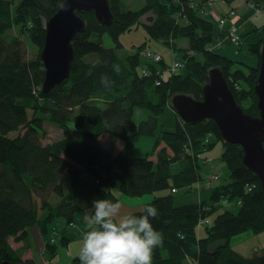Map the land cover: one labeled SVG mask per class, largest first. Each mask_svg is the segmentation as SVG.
Instances as JSON below:
<instances>
[{"label":"trees","instance_id":"trees-1","mask_svg":"<svg viewBox=\"0 0 264 264\" xmlns=\"http://www.w3.org/2000/svg\"><path fill=\"white\" fill-rule=\"evenodd\" d=\"M208 1L231 4L235 0H202ZM13 2L0 0V261L40 264L34 258L22 259L29 249L31 229L52 256L59 245L67 247L82 238L88 228L83 234L70 229L76 214H90L94 200L119 202L120 196L141 198L167 190V195L153 196L145 204L157 207L152 225L163 237L153 264H188L187 259L193 264L195 260L197 264H264V246L253 250L249 258L230 246L231 238L238 234L264 233L261 186L243 165L242 149L225 143L212 120L190 126L176 114L173 129H158V116L173 95L202 100L212 68L221 71L242 111L258 117L254 86L264 25L240 34L242 45L236 52L246 46L257 58L256 66L245 70L242 63L218 54L227 43L221 42L225 35L216 38L213 23L199 14L200 5L193 6L192 0H145L140 9L126 11L122 9L124 0H108L113 15L109 27L99 25L92 11L78 13L85 30L72 39L74 59L69 77L43 93L40 51L45 23L58 10L60 0H20L15 7ZM246 4L264 12V0H246ZM143 16L146 23L140 21ZM18 25L23 29L20 33L39 48L32 59L25 43L7 39L6 31ZM139 25L149 39L178 53V60L174 57L171 66L160 55L158 63L148 61L144 54L151 51L145 44L124 53L120 35ZM104 35L112 40L113 48L103 47ZM181 41L186 42L185 48L177 47ZM217 41L221 46L215 49ZM175 62L180 68L171 71ZM114 64L121 68L119 75L112 69ZM104 75L113 81L110 89L101 85ZM136 107L147 109L152 116L135 124ZM38 113L47 115L62 130L61 139L42 145L43 121ZM72 119L73 128L68 126ZM86 125L93 131H85ZM15 132L22 134L11 137ZM103 135L122 143L117 154L101 147L98 141ZM142 137L153 138L150 152L131 158L128 152ZM161 143L164 147L158 149ZM218 143L222 149L219 161L227 166L230 182L218 181L199 190L197 185L209 172L202 174L201 163L205 164ZM246 186L253 189L248 192ZM223 202L234 203L237 211L225 208L212 223L203 225L205 236H198V221L208 220ZM143 206L130 215L143 214ZM58 221H63V228L57 226ZM10 239L23 243V249L13 250ZM73 264H80L78 254Z\"/></svg>","mask_w":264,"mask_h":264},{"label":"rangeland","instance_id":"rangeland-1","mask_svg":"<svg viewBox=\"0 0 264 264\" xmlns=\"http://www.w3.org/2000/svg\"><path fill=\"white\" fill-rule=\"evenodd\" d=\"M11 1V0H9ZM20 0H14L13 7H15ZM145 0H124L123 4V11L126 10H138L141 7L144 6ZM201 3V4H199ZM200 5L199 8V14L203 16L204 18L208 19L213 23L214 28L215 25L219 29L221 28L217 25L216 20L218 19V16L214 14L212 11L215 10V7L213 4H211L209 1L207 3L202 2V0H192V5ZM231 7L235 9V12L238 16V20L236 22V26L238 27V31L241 34H244L246 31L253 29L255 27H261L264 25V12L260 11V9H254L252 7H248L246 5V0H235L231 3ZM245 5L247 7H245ZM241 6L242 8L238 7ZM212 8V9H211ZM15 9V8H14ZM13 9V10H14ZM215 12V11H214ZM146 16H143L140 21L142 23H146ZM42 24L44 25V21H42ZM247 24V25H246ZM246 25V26H245ZM23 30L19 25L16 27H13L9 31H6L7 39H17L18 41H21L25 43L27 47L28 52V58L32 59L34 58L39 51V48L36 47L30 40L27 39V37L20 33V30ZM215 35L217 38L221 37L219 34H217V29L215 28ZM95 40V38L93 39ZM119 41L121 45L123 46L124 53H132L134 52L139 46L145 44L144 48L148 51H151L155 54L160 55L166 65L171 66L173 59L175 57L176 60H178V56L174 51L171 49L170 46L163 44L161 42L151 40L148 38L146 32L143 30V27L141 25L134 27L129 32H124L120 35ZM102 45L104 48H113L114 44L112 40L109 38L108 35H104L102 37ZM177 47H186V42L181 41L177 43ZM43 48V47H42ZM236 49L238 47H234L233 45L226 43L219 51L218 54L221 56H226V58L230 60H234L237 62H240L244 65L245 70L248 67H254L257 63V58L251 54L247 47H243L242 49H239V52H236ZM42 50V49H41ZM230 52V54H229ZM33 90L37 93V86L33 88ZM175 96V95H173ZM172 96V97H173ZM171 97V98H172ZM171 98L166 104V108L163 111L162 114L158 116V122L159 127L158 129L162 130H169L173 129L174 122L176 121V113L173 110L171 106ZM29 114H34L31 110H29ZM37 116H39L42 119V138L41 143L42 145H49L59 139L62 138V130L54 123H52L48 116L45 114L38 113ZM77 116V114L74 116V118ZM152 116V113L144 108H138L136 107L134 109L133 114V122L135 124H139L141 121L148 120L149 117ZM74 119H72L70 122H68V126L73 128L74 126ZM85 131L92 132L93 128L90 126H85ZM17 134H22V132H15L11 134V137L16 136ZM102 148L110 151L111 153L117 154L118 150H121L122 143L113 138L109 135H103L100 140L98 141ZM153 145V138L151 137H142L138 140V142L135 144V147L133 150L128 152V155L131 158H139L145 156L146 153L150 152ZM164 147V144L161 143L158 147L162 148ZM222 149L221 144L218 143L210 152H209V159L212 160V162L209 164V166H206L205 164L201 163L202 167V174H205L204 171L209 170V167H213L219 174L220 180L219 183H228L230 182L229 178V172L227 170V166L219 161V157L221 155ZM153 158V161H155V158ZM90 180L89 177L86 176ZM168 194L167 190L158 191L155 193L157 197L165 196ZM153 195H144L141 198H129L126 196H120L125 199H144L146 197H151V200L153 198ZM150 200V201H151ZM122 205L121 208V215H130L131 213L138 212L140 209H134V211L129 212L128 211V204L124 203L123 201H119ZM136 203L133 202L131 205H135ZM229 206L228 202H223L220 204V209L213 211L208 216V221L210 223L213 222V220L217 217V215L221 214L225 208H229L233 213L237 211V206L234 203L230 204ZM143 206V205H142ZM200 216L199 218H201ZM200 221V220H199ZM198 221V222H199ZM204 226L200 225L197 227L196 225V233L199 236L204 237L205 236V230ZM82 239V238H81ZM81 239H77L74 242H71L67 247H64L62 245H59L57 247V251L55 255H51V253L44 248H42V241L39 236L36 238H33L32 236L29 238V250L25 252V256L23 259H27L30 257H33L35 259V262H40V264H73V258L78 254L79 248L81 246L80 242ZM12 240V239H10ZM230 246L231 248L241 255L243 258H249L253 252V250H259L263 248L264 246V233H258V234H252L250 232H244L241 234H238L231 238L230 240ZM15 248V246H14ZM41 253V254H40ZM43 254V255H42ZM41 255V256H40ZM196 259V258H195ZM198 259V258H197ZM188 264L192 263V259H187L186 261ZM198 262L195 260V264Z\"/></svg>","mask_w":264,"mask_h":264},{"label":"water","instance_id":"water-1","mask_svg":"<svg viewBox=\"0 0 264 264\" xmlns=\"http://www.w3.org/2000/svg\"><path fill=\"white\" fill-rule=\"evenodd\" d=\"M67 10L58 8L45 24L40 59L44 69L41 91L48 93L68 79L74 59L72 39L85 30V21L78 13L92 11L101 26L109 27L113 20L108 0H65ZM259 116L245 114L236 104L232 92L218 68L208 72V83L202 89V100L186 94L171 98V106L180 120L195 126L212 120L223 141L238 145L243 151L242 163L253 172L261 186L264 206V41L260 49L257 82L254 86ZM0 264H8L0 261Z\"/></svg>","mask_w":264,"mask_h":264},{"label":"clouds","instance_id":"clouds-1","mask_svg":"<svg viewBox=\"0 0 264 264\" xmlns=\"http://www.w3.org/2000/svg\"><path fill=\"white\" fill-rule=\"evenodd\" d=\"M58 7L67 10L63 0ZM119 75L118 64L112 66ZM101 85L110 89L113 81L101 76ZM120 202L107 199L94 200L90 214L84 220L88 229L82 236L78 251L80 264H153L154 252L163 245L161 232L152 220L158 215L154 205L143 206V214L121 215Z\"/></svg>","mask_w":264,"mask_h":264},{"label":"built area","instance_id":"built-area-1","mask_svg":"<svg viewBox=\"0 0 264 264\" xmlns=\"http://www.w3.org/2000/svg\"><path fill=\"white\" fill-rule=\"evenodd\" d=\"M216 1H210L211 4H214ZM221 4L226 6V10L223 12L222 15L216 14L218 16V19L216 20V23L219 27L221 28H225V37L223 40H221V42H227L231 45H233L234 47H240L242 45V39L241 36L238 31V27L236 26V22H237V14L235 12V9L232 8L231 6L227 5L225 2L221 1ZM221 42L217 41L214 44V47H216L215 49H217L218 47L221 46ZM145 58L148 61L154 62V63H158L161 60V57L159 55L153 54L151 52H146L145 54ZM180 68V64L178 62H175L172 65V69L171 71H175L177 69ZM143 75H147L146 71H143ZM212 162V160H210L209 158L205 161L206 164H210ZM220 180V176L218 174V172L213 168V167H209V172L206 175V179L205 181L200 182L197 185V188L200 189H208L211 185H213L214 183L218 182ZM246 189L248 192H250L253 189V186H246ZM231 206V205H230ZM208 224V220L204 219V220H200L197 223V227H199L200 225H207ZM193 264V263H190Z\"/></svg>","mask_w":264,"mask_h":264},{"label":"crops","instance_id":"crops-1","mask_svg":"<svg viewBox=\"0 0 264 264\" xmlns=\"http://www.w3.org/2000/svg\"><path fill=\"white\" fill-rule=\"evenodd\" d=\"M214 7H215V10H213L212 12L214 13V14H219V15H222L223 14V12L226 10V6H224V5H222L221 4V2H219V1H216L214 4ZM227 5H229V6H232L231 4H227ZM247 5V4H246ZM245 5V7H247ZM238 7H240V8H242L241 6H238ZM212 9V8H211ZM215 11V12H214ZM238 17V16H237ZM238 20V19H237ZM247 25V24H246ZM245 25V26H246ZM215 28L218 30L217 31V34H219L221 37L223 36V35H225V30L223 29H219L218 27H216V25H215ZM240 33V32H239ZM229 54H230V52H229ZM231 55V54H230ZM226 57V56H225ZM208 158H209V156H208ZM205 165L206 166H209L208 164H206L205 163ZM154 196L155 197H157L155 194H154ZM120 200L121 201H123L124 203H126V204H128V211L129 212H132V211H134V209H140V208H142V205H145V204H147V203H149L150 202V200H151V197H146V198H144V199H141V200H139V199H125V198H123V197H120ZM133 202H135L136 204L135 205H131ZM132 214V213H131ZM85 215H89L87 212L86 213H78V214H76V216H75V221H74V228L73 229H70V230H72V231H74V232H82V234L84 233V231L88 228V225L86 224V221L84 220V217H85ZM57 226L59 227V228H63L64 227V223H63V221H58L57 222ZM33 237V238H36L37 236H38V234L37 233H35V230H33V229H31L30 231H29V238L30 237ZM81 239V238H80ZM9 244H10V246L12 247V249L13 250H22L23 249V243H21V242H19V243H16V242H14L13 240H9ZM14 246H15V248H14ZM29 250V249H28ZM28 250H26V251H28ZM26 251H24L23 252V255H22V259L24 258V256H25V252ZM31 258H33V257H30V258H27V259H31ZM23 260H26V259H23Z\"/></svg>","mask_w":264,"mask_h":264},{"label":"bare ground","instance_id":"bare-ground-1","mask_svg":"<svg viewBox=\"0 0 264 264\" xmlns=\"http://www.w3.org/2000/svg\"><path fill=\"white\" fill-rule=\"evenodd\" d=\"M48 21V20H47ZM46 24V23H45Z\"/></svg>","mask_w":264,"mask_h":264}]
</instances>
